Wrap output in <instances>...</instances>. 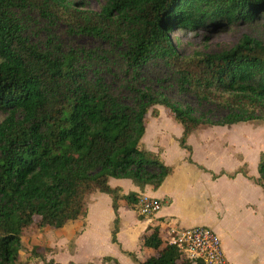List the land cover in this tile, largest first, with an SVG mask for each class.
Instances as JSON below:
<instances>
[{
    "label": "trees",
    "instance_id": "trees-1",
    "mask_svg": "<svg viewBox=\"0 0 264 264\" xmlns=\"http://www.w3.org/2000/svg\"><path fill=\"white\" fill-rule=\"evenodd\" d=\"M25 7L41 16L69 9L66 0H0V264H18L35 217L60 229L94 190L111 198L110 241L119 244V200L133 206L138 195H121L108 178L156 189L172 171L140 144L151 107L152 117L162 105L181 124L177 141L192 163L187 137L200 125L264 122V44L243 35L227 50L180 60L171 37L180 27L250 23L264 15V0H104L98 11L78 12L77 29L97 45L56 55L21 34L11 12ZM257 172L264 189V152ZM141 247L155 254L139 264H191L157 228Z\"/></svg>",
    "mask_w": 264,
    "mask_h": 264
},
{
    "label": "rangeland",
    "instance_id": "rangeland-1",
    "mask_svg": "<svg viewBox=\"0 0 264 264\" xmlns=\"http://www.w3.org/2000/svg\"><path fill=\"white\" fill-rule=\"evenodd\" d=\"M66 4L68 10L58 11L52 16H41L32 7L12 9L11 15L18 24L21 34L42 51L56 55L67 51L81 52L97 45L95 38L77 29L78 12L98 11L103 6L104 0H66ZM243 35H248L264 44V15L250 23L234 22L216 29L204 26L180 27L171 32L180 60L185 58L192 60L204 53L227 50L238 43ZM117 50L119 52L118 48ZM114 54L117 56L115 51ZM181 99L193 103L192 97L181 96ZM153 107L146 115L147 131L141 141L145 149L153 150L154 146V153L163 151V161L174 168L175 173L161 189L170 191L174 195L170 208L185 216L192 225L203 222L214 228L225 226L227 229L235 230L234 223H238L242 229L244 213L239 208L247 196L243 182L232 184L218 182L211 192L220 197L224 205L207 208L201 199L200 191L206 184L203 172L187 164L188 152L177 143V137L182 130L181 124L174 120L173 115L162 105L155 106L159 114L157 117H152L150 113ZM4 116L5 114L0 112V121ZM157 141L163 148L155 143ZM187 143L192 146L196 161L207 168L215 170L220 165L231 167L241 160L240 165L230 172L238 168L248 172L254 168V159L259 157L260 152H264V122L251 120L224 126L200 125L192 131ZM250 164L251 168H249ZM120 185L134 186L129 179H125ZM121 190L126 192L125 188ZM128 192L130 190L127 189ZM102 194L104 193L99 191L85 196V211L83 210L77 219L83 220L87 212V198L91 216L86 219L89 228L82 235L78 234L82 232L81 227L85 224L80 225L78 223L80 220L75 223L68 222L62 228L55 229L38 225V217H35L21 234L18 264H45L49 259L62 264L89 262L115 264L114 261H103L102 255L120 257L117 260L121 264H135L131 256L122 254L119 246L110 241L113 211L110 200ZM120 204L118 221L119 226L120 223L122 226L120 240L124 249L134 251L137 248L136 239L141 227L134 216V212L137 216L140 215L138 202L129 206L125 205L122 199ZM216 213L223 216L222 224L216 222ZM240 241H242L241 237ZM228 244L238 246L237 240L233 238L228 239ZM254 264H258L257 260Z\"/></svg>",
    "mask_w": 264,
    "mask_h": 264
},
{
    "label": "crops",
    "instance_id": "crops-1",
    "mask_svg": "<svg viewBox=\"0 0 264 264\" xmlns=\"http://www.w3.org/2000/svg\"><path fill=\"white\" fill-rule=\"evenodd\" d=\"M214 126H217V125H214ZM146 131H147V126H145V131H144L143 136L146 135ZM180 135L177 138H179ZM189 136L187 137V139L189 138ZM155 143L160 145L158 141ZM140 144L143 146L144 143H142V141L140 140ZM154 148L155 147L153 146V150ZM147 150H150L153 152V150L151 149H147ZM192 151H193V148H192ZM192 151H191V154H192L191 158L194 163L188 161L190 154L187 151L188 152L186 155L187 164H191L192 166L197 168V170H200L201 172H203V175L206 179V184H204L205 188H203L200 191H201V199L204 201L207 208H216L217 205H220V204L224 205L220 197H218L216 194L211 192L212 188H214L215 185L218 184V182L224 181L226 183L232 184L238 181H242L243 185H245L247 196L244 199L242 198L243 203L241 204V207L239 208V210L243 211L244 213L243 220H242V229L239 227L238 223H234L236 225L235 230L227 229L225 226H219V227L214 228L211 225H207L203 222L200 224L192 225L191 222H189V220L185 218V216H182L176 210L171 209L170 207L173 204L174 195L170 191L167 192L161 189L166 185V183L173 176L175 171L172 165L166 164L163 161L164 158H163V151H162L161 153H156V154H159L162 162L170 166L172 168V171L170 172V174H168L165 177V179L163 180V182L158 188L154 189L150 185H146L143 190H140L136 185L130 186V187L120 185V183L125 181L126 178H114V177L108 178V183L110 184V186L112 187L118 186L120 187V189H123V188L126 189V192H124V190H120L121 195H124L125 193H127V189H128L130 191L136 192L138 196L146 195L150 197H155V198H158L161 202V206L159 210H157L155 213L151 215H143L142 218H140L139 217L140 215L137 216L134 212V216L136 218L137 224L141 225L140 231H138V234H137L138 237L136 239L137 248L134 251H130V250L123 248V244L120 240V233H121V228H122L121 223H120L119 231L117 233V239H118L119 244L117 245L119 246L121 253L128 254V255H129V252L134 253L136 259H134L131 255L129 256H131L135 264H139V262L144 261L150 255L155 254L154 252L155 250L151 248H147V247H141V237L144 234L149 233L153 228H157L160 236L164 237L167 234V231L169 230L170 227L207 226L211 228L212 230H214V232L219 236L221 248L226 258L227 264H251V263L254 264L255 260H257L258 264H264V189L263 187H261L259 184L256 183V179L258 177L257 163H258L259 157L254 159L253 170L250 169L248 172H243L238 168L234 170L233 172H230L231 170H233L234 167H238V165H240L241 160L240 162H237L231 167L220 165L219 168L212 170L202 165L201 163H198L196 161V158L193 156ZM199 166H202L203 168H199ZM220 168H223L224 170ZM249 168H251V164ZM95 192H99V191L95 190L92 193H95ZM101 193H104V192H101ZM102 195L107 200H110L111 202V198L107 193H104ZM121 200H119L118 215H120L119 211L121 208V204H120ZM89 210L90 209H89L88 198H87V210H86L87 212L83 216V220L75 219V220L69 221L70 223H75L77 222V220H80L78 221L80 225L85 224L81 227L83 228V230L78 235H82L89 228L88 224L86 223V219L90 218L91 216V212ZM111 210H112V207H111ZM112 217L114 218V213ZM216 222L218 224H222L224 222L223 216H220V214H217ZM75 226L76 225H74V227ZM240 237L242 241H240ZM229 238H233L237 240L238 246L240 247V249L237 245H234V244L229 245L228 244ZM103 256L105 255H102V257ZM111 257H114L115 259L120 258V257L117 258L116 256H111Z\"/></svg>",
    "mask_w": 264,
    "mask_h": 264
},
{
    "label": "built area",
    "instance_id": "built-area-1",
    "mask_svg": "<svg viewBox=\"0 0 264 264\" xmlns=\"http://www.w3.org/2000/svg\"><path fill=\"white\" fill-rule=\"evenodd\" d=\"M158 198L138 196V212L150 215L159 210ZM168 245L177 248L180 255L191 264H227L219 236L207 226L170 227L165 235Z\"/></svg>",
    "mask_w": 264,
    "mask_h": 264
}]
</instances>
